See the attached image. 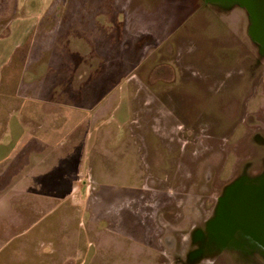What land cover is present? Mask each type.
Listing matches in <instances>:
<instances>
[{
	"label": "rangeland",
	"instance_id": "rangeland-1",
	"mask_svg": "<svg viewBox=\"0 0 264 264\" xmlns=\"http://www.w3.org/2000/svg\"><path fill=\"white\" fill-rule=\"evenodd\" d=\"M218 6L0 0V55L12 31L19 43L0 69V108H21L51 149L45 177L36 155L26 173L0 171V194H18L27 174L47 204L70 186L79 204L48 218L41 239L36 197L23 215L13 199L0 215V249L11 247L0 264H264L206 230L230 185L264 175V53L245 11Z\"/></svg>",
	"mask_w": 264,
	"mask_h": 264
},
{
	"label": "crops",
	"instance_id": "crops-1",
	"mask_svg": "<svg viewBox=\"0 0 264 264\" xmlns=\"http://www.w3.org/2000/svg\"><path fill=\"white\" fill-rule=\"evenodd\" d=\"M14 36L15 34L13 31L9 34V36H7V39L5 41L7 54L4 57L0 55V69L4 66V64L12 62L14 58L11 48L13 47L15 51L19 46V43L14 42ZM8 48H10V50H8ZM116 111L119 115L118 117H125V114L127 113V104L123 99L120 100ZM49 147L50 145L47 142V139H44V137L40 135L36 136L28 130V124H26L21 117V108H0V171L3 173V175H15L18 173L19 168H21V173H26L25 169L30 167V160L36 155L38 156V178L43 176L45 177V175L47 174V154L48 152H51V149ZM52 168L49 171H51ZM40 184L41 183L38 182L35 186V183H31V178L27 177V174H22L21 183L12 186V189H14L15 187V189H19L18 194L10 195L8 193H5L4 196L0 194V215H4L5 217L11 215L13 207L15 206V202L13 201V199L15 198L21 201L19 206L23 207V209L20 211L23 215L25 207H31L30 202H27V200L24 199L30 192L37 199V208L34 209L33 213L34 217L37 219L33 221V224H37L36 226L37 228H39V237L41 239H46L50 237V234L46 231V223H48V218H62L65 214V212L62 211L64 209L63 207L69 206L70 202L75 206L79 204H77L78 202H76L75 200L70 199V197L72 196L71 193L74 191V189H72L73 187L71 188V186L69 187L68 192L63 195L60 200L53 198L52 201L47 204L45 202V199L47 197L44 193L45 189H42L43 186ZM89 207V204H87L86 212H88ZM99 221H105V219H101ZM28 222L30 221L28 220ZM28 222H26V224ZM26 227L27 229L23 231L25 232L24 238H29V225H26ZM42 247H44L45 249H47V247L48 249L51 248V246L48 245ZM89 249L85 251V257L89 255ZM8 252L11 254V247H9L8 244H5L0 249V255H7ZM43 255L49 257L50 252H43ZM84 261L85 260L83 259L80 264L86 263ZM87 262L88 264H90V259Z\"/></svg>",
	"mask_w": 264,
	"mask_h": 264
},
{
	"label": "flooded vegetation",
	"instance_id": "flooded-vegetation-1",
	"mask_svg": "<svg viewBox=\"0 0 264 264\" xmlns=\"http://www.w3.org/2000/svg\"><path fill=\"white\" fill-rule=\"evenodd\" d=\"M206 3L211 4L213 6L219 7L218 5H231V6H238L242 10L245 11L249 26L248 29L251 27L250 16L248 12L240 5L238 0H204ZM259 46V45H258ZM260 48V46H259ZM262 51V49L260 48ZM264 53V51H262ZM239 184L236 187L235 183L230 185L225 193L219 199V204L216 210L215 215L211 217L206 223V230L208 235L212 237L216 245H219V248L226 249L233 248L235 250L244 251L245 249L251 250V252H257L260 256L264 258V245L259 243L255 240L252 236L247 234L242 230V227L239 225H234L236 217V200L242 196L240 192L243 188L252 189L256 188L259 183H249L246 181L239 180ZM234 187V188H233ZM224 200L226 201L225 203ZM222 208V216L218 215L217 213L219 209ZM216 218H223L220 221L223 223L215 221ZM245 250V251H246ZM247 250L248 253H250ZM244 251V252H245Z\"/></svg>",
	"mask_w": 264,
	"mask_h": 264
},
{
	"label": "water",
	"instance_id": "water-1",
	"mask_svg": "<svg viewBox=\"0 0 264 264\" xmlns=\"http://www.w3.org/2000/svg\"><path fill=\"white\" fill-rule=\"evenodd\" d=\"M248 12L251 39L264 51V0H238ZM236 219L234 225L264 245V175L258 186L246 190L236 200Z\"/></svg>",
	"mask_w": 264,
	"mask_h": 264
}]
</instances>
